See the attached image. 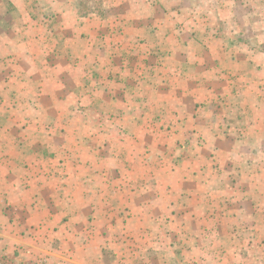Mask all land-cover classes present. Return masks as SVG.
<instances>
[{
    "label": "crops",
    "instance_id": "obj_1",
    "mask_svg": "<svg viewBox=\"0 0 264 264\" xmlns=\"http://www.w3.org/2000/svg\"><path fill=\"white\" fill-rule=\"evenodd\" d=\"M83 1L0 0V256L264 264V55L200 50L175 0ZM115 15L124 51L94 50Z\"/></svg>",
    "mask_w": 264,
    "mask_h": 264
},
{
    "label": "rangeland",
    "instance_id": "obj_2",
    "mask_svg": "<svg viewBox=\"0 0 264 264\" xmlns=\"http://www.w3.org/2000/svg\"><path fill=\"white\" fill-rule=\"evenodd\" d=\"M71 1L73 2V0H70V3ZM83 2H85V4L88 3V6L92 3H90L89 0H84ZM146 3L148 6H154V2L151 0H147ZM171 4L180 8V10L175 11L178 13L177 17H172L170 14L164 13L168 14V17H172L173 19L177 18L178 21H181L186 17L188 19L196 18L198 20L199 23L196 27L191 26L190 28H185L182 24H180L176 28V31L178 34L185 32L186 37L189 40H192L194 46L198 47L200 50L205 52L210 51L219 43L222 49L225 47L226 50H243L252 54L264 55V0H175ZM102 7L103 5L101 6V17H104L105 14L112 16L109 12L105 13L106 10ZM114 17L115 20L111 21L109 27L101 28L96 31L94 34L96 39L94 47L92 45L93 40H88L92 34L87 30L84 31V38L82 39L87 38V44L99 52H104L108 49L111 51L115 48L119 52L124 51L121 50L122 44L120 41L123 42L122 39L125 34V29L122 22H120V19L117 18V15ZM155 30L158 29L150 28L149 32H153ZM54 32L55 31L52 30L50 31V34ZM196 37L201 40H198ZM142 43V41L139 43L137 41L134 44L135 47L132 48H135L137 51V49L142 48ZM127 48H129V51H127L128 53L133 52V50L130 49V45ZM92 71L93 70L88 68L87 75H91ZM102 78V76H97V78L93 77L92 81L99 86L101 84L99 82L103 80ZM261 79L262 80H260L261 82L257 85L255 91L249 93V100H251V94H254L256 97H260L264 101V77H261ZM228 80L232 81L233 77ZM232 94H234V92ZM2 102H4V100L0 98V106H2ZM211 108L212 106H209L206 102L199 103L196 105L195 114H200L203 111L210 112ZM158 123L156 125L151 124V127L149 126L147 129L151 132H155L156 134H160L162 129L158 127ZM170 131L171 130L169 128L163 129V132L166 133H169ZM238 134H240V132H238ZM182 147L183 146L179 144L176 146V148ZM263 149L264 142L261 144V150L263 153L261 155H256L254 153L251 156L254 159V168L257 167L253 173L254 179H259L260 181L264 180ZM241 159L243 160L244 157H241ZM258 190L263 196L264 187L260 185ZM12 256L17 257V254L12 253Z\"/></svg>",
    "mask_w": 264,
    "mask_h": 264
},
{
    "label": "built area",
    "instance_id": "obj_3",
    "mask_svg": "<svg viewBox=\"0 0 264 264\" xmlns=\"http://www.w3.org/2000/svg\"><path fill=\"white\" fill-rule=\"evenodd\" d=\"M0 264H10V260L6 255L3 254L0 256Z\"/></svg>",
    "mask_w": 264,
    "mask_h": 264
}]
</instances>
